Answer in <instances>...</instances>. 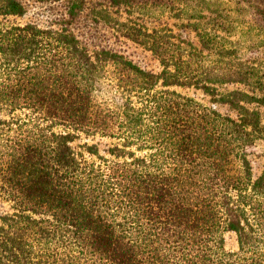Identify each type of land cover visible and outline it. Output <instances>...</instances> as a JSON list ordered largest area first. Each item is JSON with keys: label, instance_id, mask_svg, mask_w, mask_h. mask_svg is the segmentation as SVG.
Returning a JSON list of instances; mask_svg holds the SVG:
<instances>
[{"label": "trees", "instance_id": "16d2710c", "mask_svg": "<svg viewBox=\"0 0 264 264\" xmlns=\"http://www.w3.org/2000/svg\"><path fill=\"white\" fill-rule=\"evenodd\" d=\"M257 142L264 0H0V264H264Z\"/></svg>", "mask_w": 264, "mask_h": 264}, {"label": "rangeland", "instance_id": "374dc122", "mask_svg": "<svg viewBox=\"0 0 264 264\" xmlns=\"http://www.w3.org/2000/svg\"><path fill=\"white\" fill-rule=\"evenodd\" d=\"M59 8L56 6L51 7L50 5H43L38 6L31 4L27 6V10L24 15L17 17V21L19 22H36L39 25H47L49 23V18L55 14H58ZM49 16V18H47ZM254 16V15H253ZM258 20V18L252 19ZM255 20V21H256ZM113 42V46L122 52L127 57L131 58L133 61L138 63L139 65L150 68L153 70L158 69V62L157 60L151 55V53L143 47L128 41V40H111ZM176 89L182 93L188 94L189 96H192L196 100L200 101L201 103L205 105H212L214 106L210 100L209 96L205 95L201 90L195 89L193 87H176ZM215 107L220 110L221 112L226 111L227 109L225 106L215 105ZM251 159H252V166H253V172L259 173L262 169H264V145L261 142H257L256 145L251 147ZM7 204H1L0 203V209L6 210ZM225 248L228 250H235L237 248V242L235 238V234L233 232H228L225 235Z\"/></svg>", "mask_w": 264, "mask_h": 264}]
</instances>
